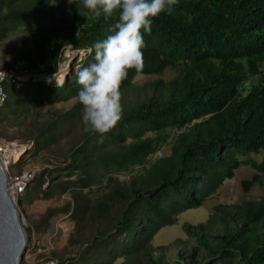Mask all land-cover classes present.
Here are the masks:
<instances>
[{
	"label": "trees",
	"instance_id": "1",
	"mask_svg": "<svg viewBox=\"0 0 264 264\" xmlns=\"http://www.w3.org/2000/svg\"><path fill=\"white\" fill-rule=\"evenodd\" d=\"M57 1L65 8L63 25L49 32L43 25L33 35L34 51L23 46L14 62L0 68L24 60L27 69L51 78L67 59V49L84 52L78 69L95 62L93 45L113 34L118 13L109 20L97 18L82 0H0V41L21 27L42 23ZM151 29L142 30L143 68L129 70L121 92L135 88L138 75L173 69L176 77L152 81L150 96L122 106L121 119L102 143L99 133L85 131L68 148L64 162L39 171L18 199L73 193L74 206L65 205L63 212L77 228L88 225L95 232L69 259L53 254L50 260L59 264H114L120 258L121 264H264V196L218 206L214 223L184 224L194 246L187 244L176 257L166 261L152 255L156 234L183 212L201 207L240 166L249 164L257 171L242 182L244 191L263 184L264 0H178L170 14L152 18ZM35 51L40 64L32 66L28 62ZM49 79H29L20 88L6 82L8 100L0 122L26 104L51 107L78 98L76 73L59 88ZM82 110L78 102L33 125V152L56 145L61 127L73 124ZM171 142V153L157 156ZM50 173L44 188V176ZM123 174L129 178L121 179ZM93 188L98 191L94 200L87 192ZM55 213L47 211L27 228L29 237L32 229L43 232ZM102 223L111 224L110 229L95 227ZM185 243L178 239L175 245Z\"/></svg>",
	"mask_w": 264,
	"mask_h": 264
},
{
	"label": "rangeland",
	"instance_id": "2",
	"mask_svg": "<svg viewBox=\"0 0 264 264\" xmlns=\"http://www.w3.org/2000/svg\"><path fill=\"white\" fill-rule=\"evenodd\" d=\"M55 5V8L49 11L48 18L42 23L30 27H21L17 32H13L0 41V67L6 66L8 62H14L16 55L19 50H22L23 46L27 51H34L33 35L43 25L46 27V32L52 29L57 30L63 25L65 8L62 9L60 1H57ZM64 55L67 59L60 64L57 77L58 79L68 80L69 75L73 77L78 70L77 59L82 57L84 52L67 49ZM31 56L33 61L28 62L29 65L34 62L40 64L36 51ZM34 68H37V66H34ZM176 75L177 73L173 69H168L161 75H138L135 78V88L121 92V105L126 106L130 102L143 101L152 94L150 89H148L152 81L156 79L171 80ZM78 102L79 99L76 97L51 107L33 108L26 104L24 110H20L15 115L0 122V146L16 143L24 148L16 164L13 163L10 166L11 173L30 169L42 171L46 168L51 169L55 165L64 162L68 148L75 146L85 132V125L82 120L83 110L73 124L64 123V126L60 129V140L58 143L45 150L33 152L34 138L30 136L33 131L32 126L53 119L55 117L54 111L66 112ZM171 140L174 141V138ZM172 144L173 142L168 143L162 151L158 152L157 156L161 157L170 154ZM252 156L257 160L261 159V155L252 154ZM256 172L249 164L240 166L235 171L234 177L226 180L218 192L206 199L201 207L183 212L173 225L162 228L152 241V255L155 259L163 255L164 259L168 261L176 257L177 252L183 247L185 248L187 244L194 246V240L186 234L184 224L196 225L207 223L209 220L212 221L213 215H220L217 210L218 206L227 207L234 204H242L246 201L260 200L264 196V175L262 185L256 184L248 192L244 191L242 186V182L251 180ZM51 175L52 173L44 176V188L47 186L46 182ZM120 178L128 179L129 174H123ZM87 192L90 199H96L98 194L96 189L93 188L87 190ZM72 195V192H68L49 200L36 198L31 201L23 196L21 199L16 200V206L25 221V231L27 228H32V224L39 221L47 211L56 212L45 229L43 228V232L37 233L32 229L29 237L26 231L27 245L22 255V264H43L49 261L53 254H56L60 260L69 259L78 253L86 238L95 232V229L88 225L87 229L84 227L77 228L76 222L69 216L70 214L63 212L65 205H69L70 208L74 206ZM110 221L108 219L106 222L111 223ZM95 227L108 230L111 224L102 223L100 227ZM178 239H184L186 243L175 245ZM123 260V258H120L114 264H121ZM142 263L146 264L147 262L144 260Z\"/></svg>",
	"mask_w": 264,
	"mask_h": 264
},
{
	"label": "clouds",
	"instance_id": "3",
	"mask_svg": "<svg viewBox=\"0 0 264 264\" xmlns=\"http://www.w3.org/2000/svg\"><path fill=\"white\" fill-rule=\"evenodd\" d=\"M68 2L75 3V0ZM177 3L178 0H82L83 7L97 18L103 15L109 20L118 13L113 34L93 45L95 62L76 71L85 131L99 133V142H103L104 134L122 117L121 85L129 70L139 72L143 68L142 30L150 33L152 18L164 12L170 14ZM8 11L5 7L3 14L7 15ZM53 80L58 88L62 87L63 80L58 79L57 71L48 82ZM48 264L59 262L49 260Z\"/></svg>",
	"mask_w": 264,
	"mask_h": 264
},
{
	"label": "built area",
	"instance_id": "4",
	"mask_svg": "<svg viewBox=\"0 0 264 264\" xmlns=\"http://www.w3.org/2000/svg\"><path fill=\"white\" fill-rule=\"evenodd\" d=\"M25 61H21L14 67L0 68V109H2L7 100L8 93L5 87L6 82H10L15 88H20L24 81L33 79L34 81H44L50 78L49 75L43 73H36L33 69H27ZM24 148L16 143H10V145L0 146V160L6 167L8 174V188L10 195L16 201L20 195H22L27 189L29 183L35 178L39 172L36 169H30L23 171L22 173H11L10 166L17 162V159L23 152ZM18 151V158L15 156V152ZM49 261L43 263L48 264Z\"/></svg>",
	"mask_w": 264,
	"mask_h": 264
},
{
	"label": "water",
	"instance_id": "5",
	"mask_svg": "<svg viewBox=\"0 0 264 264\" xmlns=\"http://www.w3.org/2000/svg\"><path fill=\"white\" fill-rule=\"evenodd\" d=\"M7 188L8 174L0 160V264H22L27 245L25 221Z\"/></svg>",
	"mask_w": 264,
	"mask_h": 264
},
{
	"label": "bare ground",
	"instance_id": "6",
	"mask_svg": "<svg viewBox=\"0 0 264 264\" xmlns=\"http://www.w3.org/2000/svg\"><path fill=\"white\" fill-rule=\"evenodd\" d=\"M18 153H19L18 151L15 152V156H17V158H18Z\"/></svg>",
	"mask_w": 264,
	"mask_h": 264
}]
</instances>
